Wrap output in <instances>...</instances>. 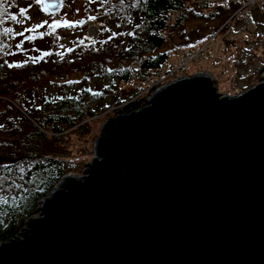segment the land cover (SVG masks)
<instances>
[{
	"label": "water",
	"instance_id": "water-1",
	"mask_svg": "<svg viewBox=\"0 0 264 264\" xmlns=\"http://www.w3.org/2000/svg\"><path fill=\"white\" fill-rule=\"evenodd\" d=\"M36 215L0 264H264V77L236 97L184 77L107 120Z\"/></svg>",
	"mask_w": 264,
	"mask_h": 264
},
{
	"label": "trees",
	"instance_id": "trees-1",
	"mask_svg": "<svg viewBox=\"0 0 264 264\" xmlns=\"http://www.w3.org/2000/svg\"><path fill=\"white\" fill-rule=\"evenodd\" d=\"M22 1L19 0L21 7ZM104 5L106 13L120 16L116 26L118 32L109 39L101 36V40L95 43L85 44L82 40L78 41V54L81 57L77 59L79 65L73 67L71 72L83 73L85 84L79 90L78 82L65 81L57 86L58 93L53 99L38 100L37 90L30 89L26 84L29 79L38 82L41 76L50 75L49 62H56L57 67L62 63L57 62V50L53 51L51 48L58 47L57 42L52 39V33L43 31L47 21L39 34L28 36H18L16 20H12L11 15L4 21L3 31L0 33V37L4 38L0 39V98L4 101L0 100V108H3L1 119L5 121L1 131L8 137L16 136L15 142L19 141L25 150L29 149V157L25 159L27 163L21 166L22 169H14L13 164L0 166V243L16 238L25 222L36 213L38 202L47 197L65 175L74 172L80 163L79 160H67L62 157H45L40 150H36L42 142L33 139V136L40 140L47 127L53 138L58 140L55 136L77 126L79 129L88 128L87 120L98 116L95 103L99 109H103L114 98L121 85H132V81L144 84L151 72L163 67L173 55L170 48L168 51L164 50L166 46L175 44L171 42L172 32L183 27L191 19L203 18V12L212 9L207 0H110ZM230 8L233 9V15H238L239 5H230L226 10ZM24 10L22 7L21 14ZM224 12L227 13L220 6L209 15L215 18V14L222 16ZM5 28L11 30L8 35L4 34ZM63 28L65 27L60 26L51 31L57 34V30ZM110 30L113 33L112 27ZM16 37H19L18 51L11 48L10 53L7 46H15ZM37 39L43 41L49 49L30 51L29 57L25 56L26 52L19 51L24 45L34 44ZM111 45L118 47V61L113 70L104 66V62L116 49L114 46L110 47ZM17 52L31 65L29 69L26 65L20 66L25 69L23 72H19L18 67L10 72L6 70L9 67L6 61L10 55L11 59H15ZM44 53L49 55L45 56ZM134 66L139 67V71L132 70ZM91 72L95 74L92 75ZM94 77L106 82L101 90L91 87L90 82ZM8 89L10 90L7 91ZM146 91L147 89L135 88L130 89L128 93L123 92L119 98L118 106L121 108L117 111L118 115L130 114L145 107L148 96L154 90L149 89L146 95L142 94ZM16 117L24 119L25 124H18ZM52 123L58 125L53 126ZM19 185L23 189L22 195L17 193L12 200H7V190H18Z\"/></svg>",
	"mask_w": 264,
	"mask_h": 264
},
{
	"label": "rangeland",
	"instance_id": "rangeland-1",
	"mask_svg": "<svg viewBox=\"0 0 264 264\" xmlns=\"http://www.w3.org/2000/svg\"><path fill=\"white\" fill-rule=\"evenodd\" d=\"M110 0H62L63 5L59 12L48 13L46 12L43 4H38L36 0H23L22 7H24V13L21 14L22 7L19 4V0H4L0 11L3 12L2 23H0V33H2V26L6 18L17 17L16 30L18 36H28L32 34H39L43 28L45 33H52V39L57 42L58 47H51L57 50V62L61 61L60 67H57L56 62H49L48 72L50 75H43L38 82H34L33 79L26 81L27 86L30 89L37 90L38 100L44 98H56L58 93L57 86L62 85L65 81L78 82V89L83 87L84 80L83 73H72L71 69L78 66L77 59L81 56L78 54V41L82 40L85 44L95 43L101 40V36L105 39L113 38L118 25L119 17L114 13H106L105 3ZM212 9L205 10L204 17L201 19H191L183 27L175 30L171 34V42L175 43L177 49H187L196 47L206 41L212 42L213 57L207 60L201 65H197L191 72L184 75L193 76L196 73L199 75L207 73L211 75L213 83L217 91L220 94L236 96L239 93H244L256 85H258L261 79L264 77L262 72L264 69V0H213ZM232 5H239V15H233V9L228 7ZM222 7L224 15L215 14L213 19L209 13L214 11L218 7ZM256 6L257 11H253V7ZM250 9V10H249ZM94 17L95 19H90ZM67 21L71 26L65 27L61 30H57V34H54L51 30V25L59 23L63 26ZM113 28V33L110 30ZM58 28V27H57ZM105 29V32H103ZM235 30V31H234ZM8 35V33H7ZM85 35V36H84ZM84 36V37H83ZM216 36L219 38L225 37L226 47L219 46L218 43H213L216 40ZM0 39H4L0 37ZM19 37H16L15 46L8 44L7 48H15L18 51L17 43ZM111 45L110 47H113ZM109 47V49H110ZM114 52H110L111 56L104 62V66L110 70H113L118 61V47ZM171 49L172 53L175 48L166 46L164 49L168 51ZM46 48L44 42L37 39L32 45H24V48L19 49L20 52L25 53L26 57H29L30 51L37 52L45 51ZM28 52V54H27ZM22 54L16 53L15 59H8L6 63L8 65H26L29 69L31 63L24 60ZM64 59V60H61ZM18 66L19 72L25 71V69ZM56 66V67H54ZM70 67V68H69ZM88 67V66H87ZM135 67V66H134ZM132 70H135V68ZM16 67H8L6 70H15ZM92 75L95 73L91 72ZM181 77H184L180 75ZM100 80V82H98ZM90 85L93 89L101 90L105 85L101 78L94 77ZM135 88L147 89L146 92H142L146 95L149 88L146 87L140 81H132V85H121L119 91L114 98L103 109H98V116L88 119V128L71 129L62 135L55 136L58 140H55L50 132V129L46 128V133L39 140L33 136V139L42 143L39 144L41 154H45V157L51 156L54 158L62 157L67 160H79L78 168L69 174L82 176L86 168V164L91 162L94 156V147L96 139L100 135L102 125L109 119H112L118 115V110L121 108L118 106L119 98L123 92L128 93L130 89ZM8 89L7 91H9ZM108 93V92H106ZM148 96V99H150ZM147 99V100H148ZM0 100H3L0 98ZM4 101V100H3ZM6 102V101H5ZM11 102V101H10ZM3 108H0V157L11 160L21 159L13 164V168L22 169V165L27 163L25 160L29 155V149L25 150L24 146L19 143L16 136L8 137L3 128V122L5 119H1V112ZM18 124H25V120L21 117H16ZM53 126L58 124L52 123ZM89 129V132H88ZM8 164L4 162L0 166ZM1 188V184H0ZM19 193L21 196L23 193L22 187L19 185L18 190L15 188L8 189L5 193L7 200L13 199L15 195ZM33 217H37L36 213ZM30 219V218H29Z\"/></svg>",
	"mask_w": 264,
	"mask_h": 264
},
{
	"label": "built area",
	"instance_id": "built-area-1",
	"mask_svg": "<svg viewBox=\"0 0 264 264\" xmlns=\"http://www.w3.org/2000/svg\"><path fill=\"white\" fill-rule=\"evenodd\" d=\"M207 1L211 5L213 4L212 3L213 0H207ZM256 8L257 7L254 6L253 11H257ZM215 38L217 40L218 36H216ZM224 38L225 37L219 38L217 41L213 43H218L219 46L225 48L226 42ZM171 47L175 48L173 55L167 60V62L164 64L163 67L152 71L151 75L144 80V85L149 87V89H153L154 90L153 93L155 91L160 90L161 88H163L164 86L170 84L175 80L184 77H190L184 74L191 72L197 65H201L207 60L212 59L213 57V49H212L211 41H206L202 44L197 45L196 47L187 48V49H177L175 44L172 45ZM135 71H139V67L135 66ZM180 75L184 77H181ZM239 95H241V93L237 94L236 96ZM236 96H229V97H236Z\"/></svg>",
	"mask_w": 264,
	"mask_h": 264
},
{
	"label": "snow or ice",
	"instance_id": "snow-or-ice-1",
	"mask_svg": "<svg viewBox=\"0 0 264 264\" xmlns=\"http://www.w3.org/2000/svg\"><path fill=\"white\" fill-rule=\"evenodd\" d=\"M36 2L38 3V4H43L44 3V0H36ZM3 3H4V0H0V6H2L3 5ZM50 7H56V5H49ZM22 15H23V13H22ZM3 17V12L2 11H0V18H2ZM11 19L12 20H17V17H15V16H13V17H11ZM90 19H95L94 17H91ZM0 23H2V19H0ZM61 25L59 24V23H54V24H52L51 25V27H52V29L53 30H55L57 27H60ZM63 26L64 27H69V26H71L67 21H65L64 22V24H63ZM11 30L10 29H7V28H5L4 29V34H7V33H9ZM19 46V45H18ZM44 55L45 56H47V55H49V53H44ZM31 59H33V61L35 60V58H31ZM18 66H20V65H9V67H18ZM6 167V166H5Z\"/></svg>",
	"mask_w": 264,
	"mask_h": 264
},
{
	"label": "bare ground",
	"instance_id": "bare-ground-1",
	"mask_svg": "<svg viewBox=\"0 0 264 264\" xmlns=\"http://www.w3.org/2000/svg\"><path fill=\"white\" fill-rule=\"evenodd\" d=\"M196 75H199V73H197ZM201 75L211 77V75H208L207 73H203V74H201ZM211 79H212V77H211ZM155 92H156V91H155ZM155 92H154V93H155ZM154 93H152L151 96H152ZM151 96H150V98H151Z\"/></svg>",
	"mask_w": 264,
	"mask_h": 264
},
{
	"label": "flooded vegetation",
	"instance_id": "flooded-vegetation-1",
	"mask_svg": "<svg viewBox=\"0 0 264 264\" xmlns=\"http://www.w3.org/2000/svg\"><path fill=\"white\" fill-rule=\"evenodd\" d=\"M5 159H7V158H5ZM9 160V159H8ZM8 164H10L9 162H7Z\"/></svg>",
	"mask_w": 264,
	"mask_h": 264
}]
</instances>
